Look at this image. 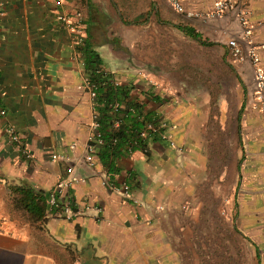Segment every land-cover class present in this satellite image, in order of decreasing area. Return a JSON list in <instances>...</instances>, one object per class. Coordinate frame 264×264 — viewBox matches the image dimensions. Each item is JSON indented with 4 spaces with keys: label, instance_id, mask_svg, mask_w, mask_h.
I'll return each mask as SVG.
<instances>
[{
    "label": "crops",
    "instance_id": "obj_1",
    "mask_svg": "<svg viewBox=\"0 0 264 264\" xmlns=\"http://www.w3.org/2000/svg\"><path fill=\"white\" fill-rule=\"evenodd\" d=\"M217 1L180 0L200 14ZM233 1L246 13L264 72V0ZM72 9L82 12L104 68L166 124L169 138L150 142L148 156L136 150L117 159L115 173L96 156L92 164L85 160L92 103L72 35L57 18ZM0 11V264H65L12 216L7 202L12 185L51 192L65 178L73 182L60 204L72 202L75 214L47 212L42 226L75 249V264H176L174 229L186 232L188 217L216 211L220 201L263 263L264 120L254 106V66L234 60L226 44L231 37L244 43L235 12L191 18L167 0H65L60 7L53 0H0ZM156 21L184 36L179 28L193 27L201 35L195 39L216 46L208 49L221 55V73L211 76L215 89L169 85L155 67L129 56L128 26L137 34ZM123 182L128 197L110 187Z\"/></svg>",
    "mask_w": 264,
    "mask_h": 264
},
{
    "label": "rangeland",
    "instance_id": "obj_2",
    "mask_svg": "<svg viewBox=\"0 0 264 264\" xmlns=\"http://www.w3.org/2000/svg\"><path fill=\"white\" fill-rule=\"evenodd\" d=\"M232 3L238 5L233 0ZM214 6L210 12L213 11ZM232 12H235L237 17V11L232 10ZM242 12H244L246 27L250 29L251 37L252 31L246 13L243 10ZM175 15L170 11L169 16L172 20H175ZM133 16L129 15V17ZM237 19L241 24L243 36L244 24L238 17ZM183 23L184 21H181V24ZM128 29L130 31L127 45L132 50L129 56L142 66L155 67L156 73L163 75L169 85L178 87L182 84L184 88L206 92L215 89L212 87L211 76L221 73L219 66L222 62L221 55L208 49L216 48V46L205 45L195 38L184 36L174 25L168 26L157 21L148 27L139 26L137 34L134 27L128 26ZM252 44L254 45L253 42ZM124 55H126L125 52ZM197 80H203V82L199 83ZM9 195L7 202L12 216L31 227L26 215L11 206ZM222 205L220 201L216 211L207 209L203 214L195 215L191 219L188 217L186 232L174 229L171 237V251L176 264H261L257 261L256 248L250 245L244 231L238 230L236 215L233 211L228 215L225 209H222ZM38 241L42 242L40 239ZM71 248L75 252V249ZM43 249L46 250L47 246ZM51 249L61 252L55 244L51 245Z\"/></svg>",
    "mask_w": 264,
    "mask_h": 264
},
{
    "label": "trees",
    "instance_id": "obj_3",
    "mask_svg": "<svg viewBox=\"0 0 264 264\" xmlns=\"http://www.w3.org/2000/svg\"><path fill=\"white\" fill-rule=\"evenodd\" d=\"M179 29L190 38L201 37L199 32L188 25ZM203 44L210 45L207 42ZM76 50L80 55L84 74L95 91L93 109L97 113V132L102 143L95 146L94 156L107 172L115 173L118 171L117 159L129 155L130 152L138 150L148 156L150 142L164 140L161 132L165 131V127L159 131L150 128L146 130L150 123L157 127L162 118L154 111H145L143 104L131 97L130 87L118 84L113 73L104 68L87 29L85 38L76 45ZM152 97L158 101L157 95ZM115 105L120 107L114 110ZM96 142L91 140L89 143L96 144ZM50 196L51 192L35 190L24 184L10 186V204L26 215L34 237L42 241H39L41 245L47 246L46 250L62 256L65 264L66 262L75 264L74 250L55 241L42 226L47 212L62 211L64 206L60 204V196H56V206H51ZM53 244L58 246L60 253L51 249Z\"/></svg>",
    "mask_w": 264,
    "mask_h": 264
},
{
    "label": "built area",
    "instance_id": "obj_4",
    "mask_svg": "<svg viewBox=\"0 0 264 264\" xmlns=\"http://www.w3.org/2000/svg\"><path fill=\"white\" fill-rule=\"evenodd\" d=\"M169 4L174 8L175 11L178 13H184L187 17H200V16H206V17H214V16H220L222 13L226 11H237V17L241 21V23L244 24L243 29V36L242 39L244 40V43H240L238 41V38L231 37L227 40L226 44L230 50V56L238 61V62H244L249 61L254 66V106L255 108L260 112L262 115V118L264 120V72L259 67V55L257 52L256 47L252 44L250 39V29L246 27L245 22V15L244 12H242V9L232 3V0H220L215 3L214 9L212 12L207 14H200V13H194L192 11L186 10L180 0H167ZM53 3L56 7H60L65 3V0H53ZM2 15V12L0 11V16ZM57 18L64 23V26L66 29L70 32L72 35V44L74 46L80 44L83 39L86 36V26L83 22V14L79 9H72L70 12H63L58 11L57 12ZM85 85L86 89L88 91L91 103H92V114L90 119L87 122V128L89 130L88 135V141L86 144V157L85 160L88 163H93V156L95 151V146L102 143V140L99 138V133L97 132L98 128V121H97V113L93 109V102L95 97V91L93 85L89 84L87 77L85 76ZM117 107H120L118 105L114 106V110L117 109ZM166 127V124L163 120L159 123L157 127L153 126L151 123L147 125V129H152L153 131H159L161 128ZM7 132L9 134V137L13 143L20 146L21 145V137L19 133L13 128L9 127L7 129ZM144 135V133H142ZM161 137L166 139L169 138V136L166 134V130L161 132ZM91 140H96V144H90L89 142ZM171 145L173 142H170ZM130 152L129 154H131ZM27 155V154H26ZM28 156V155H27ZM72 168L67 169V173H71ZM73 180L71 178H65L61 182H59L51 191V196L49 198V204L51 206H56V196H61L63 194V190L67 188ZM104 184L106 182L104 181ZM114 191L117 193H120L126 197L129 196V186L123 182L120 186H116L112 184L110 186ZM62 212L70 218L75 214L73 210V203H65L62 209ZM4 220L0 218V225L2 224Z\"/></svg>",
    "mask_w": 264,
    "mask_h": 264
}]
</instances>
